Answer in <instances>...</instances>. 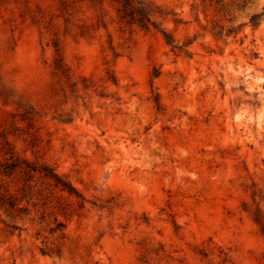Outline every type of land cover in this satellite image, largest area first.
<instances>
[{
  "label": "rangeland",
  "instance_id": "obj_1",
  "mask_svg": "<svg viewBox=\"0 0 264 264\" xmlns=\"http://www.w3.org/2000/svg\"><path fill=\"white\" fill-rule=\"evenodd\" d=\"M78 3L85 9L99 6L97 0ZM27 7L24 0H0L6 19ZM58 7L63 14L75 4L61 0ZM118 12L124 35L121 38L117 32L110 40L106 31L92 30L87 20L74 22L72 31L67 21L65 32L50 21L37 28L34 24L44 23L37 5L34 24L24 30V43L17 47L31 52L48 103L0 118L4 192L20 191L16 186L22 187L27 166L40 168L50 162L43 150L45 140L56 137V146H61L67 138L82 164L92 170L93 192L98 193L78 209L72 227L102 235V249L115 248L118 236H132L138 242L148 240L153 232L168 236L174 223L184 224L189 217L211 220L214 212L219 213L223 182L232 171L231 156L241 148L247 154L259 142L256 137L264 135L260 111L264 100L259 90L251 91L253 85L264 88L259 84L264 76L258 68L253 71L249 53L237 55L232 49L233 42L243 49L247 37L237 42L229 33L230 39L213 36L201 43L198 35H192L179 44L186 46L183 53L165 51L149 31L123 19L119 8ZM59 32L61 38L56 39ZM120 44V54H113L111 49ZM59 47L65 56L56 71L67 97L60 99L65 110L74 113L71 122L55 115L52 69L40 61L42 51L51 58ZM250 55L253 60L260 57L255 51ZM153 86L159 88V108L156 102L141 103ZM78 109L88 118L83 119ZM129 128L134 129L131 134ZM13 162L17 169L5 174L4 166ZM34 175L40 179L39 172ZM58 195L74 205L79 201L70 192ZM8 199L12 201V196ZM53 207L60 210L55 201ZM170 213L175 216L173 224L168 223ZM58 218L56 227H61L64 218ZM105 258L113 264L118 256L114 252Z\"/></svg>",
  "mask_w": 264,
  "mask_h": 264
},
{
  "label": "clouds",
  "instance_id": "obj_2",
  "mask_svg": "<svg viewBox=\"0 0 264 264\" xmlns=\"http://www.w3.org/2000/svg\"><path fill=\"white\" fill-rule=\"evenodd\" d=\"M70 2L75 7L63 14L58 7L61 0H24L27 9L19 8L18 14L7 19L0 12V118L48 103L42 93L43 77L33 67L31 52L17 47L24 43V30L34 24L37 5L44 21L34 24L37 28L50 21L65 32L67 21L72 31L74 22L87 20L92 30L106 31L110 40L117 32L123 37L119 5L115 0H97L99 6L93 9L81 8L78 0ZM133 15L139 16L138 23L165 51L177 50V46L192 35H198L201 43H208L213 36L230 39L229 33L237 37V42L247 37L243 49L237 47L236 42L232 49L237 55L241 51L249 53L253 71L258 68L264 76V0H139ZM60 38L59 32L56 39ZM252 41L255 44L249 43ZM121 48L123 44L111 51L118 55ZM253 51L259 52V59H252ZM64 56V48L59 47L51 58L46 50L42 51L40 61L52 69L55 115L71 122L74 113L65 110L60 99L67 97L59 86L56 71ZM259 84L264 85V79H260ZM132 87L134 85H129L130 89ZM257 90L264 100V88L253 85L251 91ZM231 98L229 94L228 99ZM158 100L159 88L155 86L141 97V103ZM219 103L224 106V101ZM78 110L83 119L88 118ZM260 111L264 113V107ZM133 131L129 128L128 134ZM256 139L259 142L250 152L245 154V149L241 148L231 156L232 171L223 182L219 213L214 212L211 220L205 222L199 217H189L184 224H173L175 216L170 213L168 223L173 224V231L168 236L163 233L156 236L153 232L142 242L132 236H118L115 248L102 249V235L92 236L82 227H72L73 218L79 215L78 209L98 195L93 192L94 174L82 164L67 138L61 146H56L57 138L50 137L43 147L50 162L40 168L29 165L22 187L16 186L19 192L13 189L5 193V181L0 179V264H109L105 257L113 256L114 252L118 259L113 264H264V135ZM69 158L70 163H67ZM35 172L40 173L39 180ZM65 191L78 197V203L74 205L69 198L58 195ZM9 196H12L11 202ZM53 201L60 208L58 212ZM59 216L64 218V224L56 227L60 224Z\"/></svg>",
  "mask_w": 264,
  "mask_h": 264
},
{
  "label": "trees",
  "instance_id": "obj_3",
  "mask_svg": "<svg viewBox=\"0 0 264 264\" xmlns=\"http://www.w3.org/2000/svg\"><path fill=\"white\" fill-rule=\"evenodd\" d=\"M115 2L119 5V11L122 14L123 19H127L129 20L130 23H135L141 28L145 29L142 25L138 23L139 16L133 15V13L137 11V8L139 6V0H115ZM184 47L186 46L178 45L177 50H173V49L172 50L175 52L183 53ZM156 104H157V107L159 108L160 107L159 100L156 102ZM17 167H18L17 164H15L14 162L10 164H6L4 166L3 172L5 174H12L17 169ZM28 167L29 166H27V170H28ZM27 170H26V173H27Z\"/></svg>",
  "mask_w": 264,
  "mask_h": 264
}]
</instances>
